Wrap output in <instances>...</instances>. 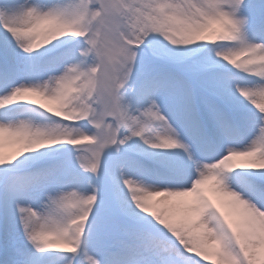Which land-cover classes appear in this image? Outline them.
<instances>
[{
  "label": "snow or ice",
  "instance_id": "obj_1",
  "mask_svg": "<svg viewBox=\"0 0 264 264\" xmlns=\"http://www.w3.org/2000/svg\"><path fill=\"white\" fill-rule=\"evenodd\" d=\"M0 264H264V0H0Z\"/></svg>",
  "mask_w": 264,
  "mask_h": 264
}]
</instances>
